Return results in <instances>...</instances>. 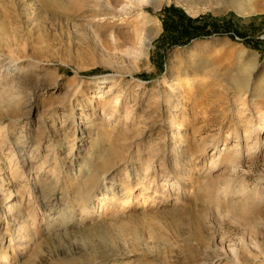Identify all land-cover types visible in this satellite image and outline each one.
<instances>
[{"label":"rangeland","instance_id":"374dc122","mask_svg":"<svg viewBox=\"0 0 264 264\" xmlns=\"http://www.w3.org/2000/svg\"><path fill=\"white\" fill-rule=\"evenodd\" d=\"M125 1L0 0V60L15 75L0 82V262L8 251L12 264H211L226 259L222 247L244 256L242 237L264 238V203L208 198L227 175L263 185L264 150L234 173L192 168L201 136L221 147L243 133L234 75L255 53L250 82L264 70V9L239 15L223 2L192 13L183 0H151L144 11L160 29L139 53L138 21L116 22ZM170 5L210 34L169 44L159 13ZM167 171L159 197L135 196Z\"/></svg>","mask_w":264,"mask_h":264},{"label":"bare ground","instance_id":"6f19581e","mask_svg":"<svg viewBox=\"0 0 264 264\" xmlns=\"http://www.w3.org/2000/svg\"><path fill=\"white\" fill-rule=\"evenodd\" d=\"M161 1L162 0H159L158 2L160 3ZM183 1L187 3L190 9H193L196 7L195 11L191 10L192 13L199 11L200 9H204L209 3L220 4L223 2L226 3L228 6H230L239 15H248L252 13L256 14V12L264 9L262 8V6L264 5L262 0H183ZM152 2L153 1L151 0H126L119 7V9L116 10V13H115L116 18H117V20L116 19L115 20L117 24H118V20H120L121 24L130 22L134 19L138 21L139 27L137 28L138 23L136 24V28L133 27L135 29H134V34H133L134 35L133 36L134 45L132 47V50L134 49L136 51V49H138L139 53H146V50L149 44L152 42L153 36H154L153 34H155V31H153L152 33V28L160 29V22L151 15L147 16V13L144 11V5L149 4V3L152 4ZM154 6L156 7V4H154ZM101 14L103 18L104 17L106 18L108 14H114V12H105V11L103 12L102 11ZM101 14H100V18L102 17ZM2 61L3 60H0V82L2 81L4 82V84L6 83L9 84L10 82L14 80L15 75L12 69L8 70V67L10 66L11 63L7 64V67H5L6 64H2ZM260 66L261 65H259L256 53H255V55H253L251 60L248 61V63H246L243 67L240 68L241 70H239V68L237 69L239 70V72L238 71L237 73L235 72L236 74L234 75V81L236 82V85L234 87H236V90L239 92L240 98L243 101L242 104L243 106H245V108H243L244 110L243 111L241 110L242 111L241 113H239L240 111L238 112V110L237 112L240 115L245 114V116L249 117V119L245 121V127L243 130V133H241L237 128L235 129V131H233L234 132L233 134L229 135V133H227L226 136L223 138V142H222L223 145L221 147L219 146L221 144H219L218 139L216 138L207 139L206 136L204 138H202L201 136L199 139L201 140V142L200 144H198L199 142L197 141V145L201 146L199 150H201L200 153L202 154V157L200 159V162L195 163V165L192 167L193 170L196 169L199 172L205 171L209 175L213 174L212 176H214L217 170L220 173H225V174L228 171L230 173L231 172L234 173L240 167L242 168V165L245 162L254 163L255 158L259 155L260 152L264 150V136H262V133H264V70H261L260 72L261 74L259 75V78H257V81L254 84L250 82L251 75L256 70H258ZM2 67L4 68L2 69ZM15 68H20V67L16 66ZM98 77H99L98 78L99 81H101V79L104 78L103 75H98ZM14 86L17 87L16 84ZM248 91H249V97H247ZM248 99H251V101L253 100V103H255V105L253 104L254 107L256 108V111L254 113L252 111L254 107L253 109L249 108L251 106H249L250 103L248 102ZM15 100H18V99H15ZM195 137H196V134H195ZM209 150L210 152H207ZM152 156H153V153L150 154L146 159V168L148 165L147 169H151L150 165H152L153 163V160L151 158ZM157 175H159L160 180L162 179L163 180L160 183L158 181V187L154 186L155 189L153 190L152 193L144 189H139L134 192L135 196L142 197L143 202H145V200L152 199L153 197L157 196L154 193L157 190V188L162 189V187L165 186L166 184L171 185L170 180L172 179L171 178L172 176L170 177L169 171H167L166 174L161 172V174L157 173ZM238 178H241V176ZM237 180L232 178L230 175H227L225 183L221 184V186H216L214 185V183H209L208 185L209 186L208 187L209 200L213 202L214 205L216 206L219 205L218 203L219 198H223L224 200H226V202L233 200L231 202L232 204L234 203V200H242V203L243 201H247V203L256 202L258 206L259 204L261 205V203H264V184L261 186L258 185V186H255L254 188H250L248 187V185H246L245 182L242 181L243 178L238 181ZM164 182H166V184ZM176 184H177V187L180 186L179 182H177ZM159 196L160 195H158L157 197ZM106 198H109V196L107 192H103L97 197V201L103 202L105 201ZM232 204H230V206ZM240 205L242 204L240 203ZM244 205L245 203L243 204V206ZM255 206H254V209H255ZM218 211L217 213H220ZM94 213H96L95 210L91 212V214H94ZM226 214L228 213L226 212ZM228 215L230 216V214ZM233 216L235 218L236 215H233ZM233 216L231 217L233 218ZM258 221L260 220L258 219L257 222ZM257 222H256V225H257L256 230L254 229L255 232L257 231L259 227H264L262 226V224L264 225V221L262 222L261 220L262 223H259V222L257 223ZM242 240L243 241L242 242L240 241V242H241V246L243 247L242 252L244 256H242L241 250L240 248L237 247V245L230 247L229 250H226L222 247L224 253H219V255L224 254L226 259H224L222 262V258H218V259L213 260L211 264H229V263L237 264L239 262H241L242 264H246L247 261H252L251 264H264V238L259 239L257 235H254L253 237H249L246 239L245 237H242ZM4 253L5 254L2 257L3 261L0 262V264L2 263L12 264V260L14 259L13 256L10 255L8 251H5Z\"/></svg>","mask_w":264,"mask_h":264},{"label":"trees","instance_id":"16d2710c","mask_svg":"<svg viewBox=\"0 0 264 264\" xmlns=\"http://www.w3.org/2000/svg\"><path fill=\"white\" fill-rule=\"evenodd\" d=\"M159 15L163 26L160 37L167 38L169 44L182 45L192 38L210 34L205 26L198 24V18L189 17L173 5L162 8ZM255 44L258 46V41Z\"/></svg>","mask_w":264,"mask_h":264}]
</instances>
